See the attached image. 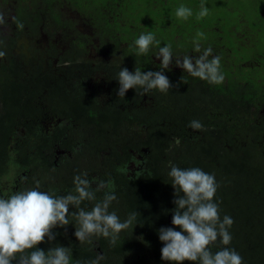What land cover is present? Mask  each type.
<instances>
[{"label":"trees","instance_id":"obj_1","mask_svg":"<svg viewBox=\"0 0 264 264\" xmlns=\"http://www.w3.org/2000/svg\"><path fill=\"white\" fill-rule=\"evenodd\" d=\"M72 1L89 21L103 24L101 30L110 33L112 41H135L141 33L151 32L163 46L170 44L172 49L184 51L185 44L191 46L197 33L203 32L199 37L201 51L211 47L213 55L220 57L225 79L209 84L184 70L166 69L164 74L173 86L167 92L154 89L145 93L137 86L119 97L121 67L130 72L136 67L142 72L161 70L160 61L153 58L157 52L153 43L146 54L137 55V49L131 57L103 67V79L93 87L89 82L70 87L65 76L28 68L44 54L54 59L60 51L26 46L22 36L27 28L35 27L33 23L23 26L27 9L22 8L15 19L11 10L6 17L0 15V51L5 53L0 57V114H5L0 118V198L35 188L37 182L40 191L63 196L74 190V177L86 172L92 190L100 181L106 182L107 187L96 193L98 200L104 191L117 196L110 212L115 211L121 221L136 212V221L119 233L115 245L110 238L95 235L91 243H80L71 216L76 209L70 206L69 225L57 226L52 230L55 239L45 237L36 247L45 252L57 245L69 247L71 264H85L98 253L105 256L100 264H163L158 229L174 227L181 231L172 224L175 188L168 173L172 165L198 167L216 179L213 200L219 205L221 220L228 215L234 221L228 229L232 239L226 247L239 253L242 264H264V0ZM201 4L209 13L198 19ZM181 5L192 9L187 19L175 14ZM46 6L49 0L34 3L39 22L45 21ZM53 17L59 19L60 11ZM192 49L190 53L198 55L194 45ZM80 53L75 49L69 53L78 65L75 57ZM64 69L68 76L72 74ZM40 93L45 103L75 117L89 131L84 140L91 138L95 128L98 133L92 131L93 135L100 137L95 141L105 149L63 152L27 145L6 149L11 143L6 136H17L13 125L23 114L34 115L35 97ZM193 120L203 128H190ZM41 124L38 121L31 127L38 129ZM146 127L148 134L143 132ZM47 140L52 143L54 139L49 136ZM89 143L92 148L94 140ZM139 154L146 156V167L136 171L141 164ZM133 161L137 165L131 166ZM17 174L19 178L11 186ZM94 203L84 201L81 207L90 209ZM210 247L215 252L225 246L218 238Z\"/></svg>","mask_w":264,"mask_h":264},{"label":"clouds","instance_id":"obj_2","mask_svg":"<svg viewBox=\"0 0 264 264\" xmlns=\"http://www.w3.org/2000/svg\"><path fill=\"white\" fill-rule=\"evenodd\" d=\"M208 13V7L201 4L197 18H203ZM175 14L178 18L187 19L193 13L191 8L181 5ZM203 35V32H198L197 39L193 40L194 51L198 55L175 57V63L192 77H198L209 84H220L225 79L220 70V57L213 55L211 47L201 51L199 37ZM153 43L159 46L161 42L151 32L141 33L134 41L138 49L137 55L146 54ZM4 55L0 51V57ZM155 56L161 60L160 71L142 72L136 67L134 72H130L126 67H121L118 73L119 97H125L129 89L137 86L142 87L145 93L154 89L167 92L173 87L164 74L174 57L171 45L159 46ZM113 62L114 59L111 63ZM189 127L200 130L203 125L193 120ZM175 142L180 144L179 139ZM168 175L175 188L173 203L176 207L171 210L172 224L181 231L174 227L158 229L159 239L163 243L162 259L171 264H184L185 261L193 264H242L239 253L226 247L232 239L228 229L234 221L228 215L222 220L219 216V205L213 200L217 191L214 175L198 167L182 169L175 165L171 166ZM87 177L86 172L76 175L73 181L74 190L59 197L40 191L37 182L35 188L0 198V264H13L14 260L16 264H71L72 249L69 247L57 245L47 252L36 247L45 237L49 241L55 239L52 232L54 228L69 225L70 206L76 209L71 216L76 226L74 235L80 243H91V237L95 235L110 238V243L115 245L119 233L136 221L137 213L132 212L127 219L121 221L115 211H109L112 202L117 200L114 192L104 191L103 197L98 200L96 193L107 187L106 182L100 181L95 190H92V184ZM84 201L95 203L90 209H86L81 207ZM218 238L225 247L213 252L210 246ZM104 259L105 256L98 253L95 259L85 264H100Z\"/></svg>","mask_w":264,"mask_h":264},{"label":"flooded vegetation","instance_id":"obj_3","mask_svg":"<svg viewBox=\"0 0 264 264\" xmlns=\"http://www.w3.org/2000/svg\"><path fill=\"white\" fill-rule=\"evenodd\" d=\"M36 1L0 0V15L3 17H6L11 10V15L15 19L22 8L27 9L28 18L23 26L33 23L35 27L33 29L26 27L28 32L22 36L26 41V46L31 45L35 50L45 46L48 48L55 47L60 51L54 59L44 54V58L41 61L36 60L35 63L29 64L28 68L38 67L43 71H49L61 77L65 76L66 85L70 87L81 85L84 82H89V87H93L96 82H99V78L103 79L105 74L103 67L110 64L113 59L115 61L123 57H131L132 53L137 52L133 40L129 42L123 38V40L116 39L112 41L110 33L104 34L101 30V27L105 26L103 24H95L91 20L89 21V18L82 15V12L77 9L76 2L72 0H49V7L46 6L42 18L45 21L39 22L33 12ZM57 11L61 13L59 19L53 17ZM159 46L164 47L162 42ZM159 46H155L157 47L156 51ZM192 46L193 44L191 46L185 44L186 49L184 51H181L180 48H171L174 57L168 69L182 71V68L174 65L175 57L194 56V54L190 53L193 50ZM74 49L81 51L75 57L80 65L75 61L73 62L69 56V53ZM153 58L160 61L161 64V60L157 59L156 56ZM62 59L63 63L60 61ZM50 60L52 64H50ZM78 66L81 67L77 68ZM64 67L71 71L72 74L68 76ZM28 75L30 74L28 73ZM42 98L44 97L41 93L35 97L36 108L33 110L34 115L23 114L21 118L16 120L13 127H16L14 129L17 136L15 138L12 135L6 136L9 141L11 140L10 145L6 149H20L22 145L37 146L36 149H105L104 145L95 141V138H100L93 135L92 131L98 133L95 128L90 133L91 138L84 140L82 137L88 134L89 131L77 122L75 117L56 109L50 103H45ZM4 115L0 114V118ZM38 121H42L40 128H32L31 124ZM135 129H137V125ZM143 132L148 134L147 127ZM49 136L54 139L52 143L47 140ZM93 140L94 144L91 148V143L89 142ZM58 152L60 153V151ZM139 157L137 156L141 164L140 168L136 166V171L146 167V156L139 154ZM134 165H137L135 161L132 162L131 166ZM6 173L7 168L5 165V170L2 174L3 179ZM18 178L19 175L17 174V178L13 180L11 186L15 185L14 182ZM165 262L164 260L161 261L163 264Z\"/></svg>","mask_w":264,"mask_h":264}]
</instances>
